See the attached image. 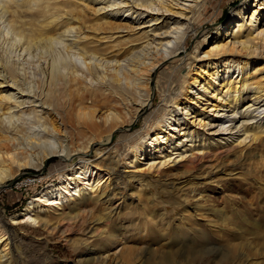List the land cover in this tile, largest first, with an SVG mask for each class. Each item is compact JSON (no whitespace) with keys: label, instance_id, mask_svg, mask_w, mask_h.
Listing matches in <instances>:
<instances>
[{"label":"bare ground","instance_id":"obj_1","mask_svg":"<svg viewBox=\"0 0 264 264\" xmlns=\"http://www.w3.org/2000/svg\"><path fill=\"white\" fill-rule=\"evenodd\" d=\"M203 2L0 0V190L29 168L45 170L53 157L72 167L6 224L49 232L62 221L87 226L81 207L111 204L120 176L85 157L108 149L114 132L154 102L155 90L163 105L171 98L170 109L152 135L115 154L122 172L160 175L214 149L242 153L262 143L264 0L234 10L212 38L195 29ZM192 38L196 49L207 44L199 57L187 53ZM163 67L184 69L181 81L155 82ZM4 226L0 210V264H16L20 253L5 251L13 238Z\"/></svg>","mask_w":264,"mask_h":264},{"label":"rangeland","instance_id":"obj_2","mask_svg":"<svg viewBox=\"0 0 264 264\" xmlns=\"http://www.w3.org/2000/svg\"><path fill=\"white\" fill-rule=\"evenodd\" d=\"M252 3L204 0L195 15V29L212 38L234 10ZM192 39L187 53L196 50L194 55L199 57L207 44L202 41L196 49ZM191 63L189 60L186 65ZM26 70L28 75L34 73V67ZM170 70L163 67L153 79L166 82L172 75L176 85L184 69L177 73ZM154 95V102L131 126L114 132L108 149L100 153L92 150L85 157L94 169L106 173L112 168L120 176L114 184L118 195L111 204L90 202L81 207L80 218L87 220V226L62 221L60 231L49 232L38 225L6 224L72 168L56 157L45 170L29 168L0 190V210L8 230L5 237L7 241L13 238V247L8 244L5 251L18 249L16 264H264V140L243 154L228 151L229 147L214 149L201 160H185L160 175L122 172L126 170L115 164L116 153L124 154L152 135L156 121L169 111L171 98L168 96L169 103L163 105L161 94L155 90ZM75 138L73 135V143L78 142ZM109 158L113 164H108ZM49 211L46 213L53 216L62 212Z\"/></svg>","mask_w":264,"mask_h":264}]
</instances>
